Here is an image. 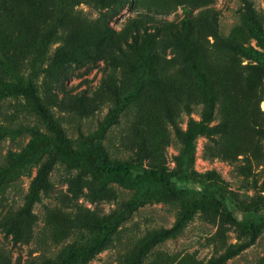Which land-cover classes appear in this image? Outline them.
Masks as SVG:
<instances>
[{"label":"rangeland","instance_id":"374dc122","mask_svg":"<svg viewBox=\"0 0 264 264\" xmlns=\"http://www.w3.org/2000/svg\"><path fill=\"white\" fill-rule=\"evenodd\" d=\"M32 70L86 159L62 154L26 95H0V168L11 172L0 180V264L60 262L123 210L136 189L105 178L94 148L170 170L193 123L196 180L185 184L212 193L185 227L152 241L182 208L158 192L78 264H264V0H0V78ZM250 219L256 242L226 258L249 239Z\"/></svg>","mask_w":264,"mask_h":264},{"label":"trees","instance_id":"16d2710c","mask_svg":"<svg viewBox=\"0 0 264 264\" xmlns=\"http://www.w3.org/2000/svg\"><path fill=\"white\" fill-rule=\"evenodd\" d=\"M192 29L193 28H191V30ZM36 78L37 73L34 70L26 75L19 76L15 82L11 83L5 82L0 78V95L21 93L30 98L37 113L54 134L58 147L61 148L62 154L66 158L73 159L74 163L84 162L86 154L82 152L79 153L68 145V138L64 129L56 121L53 113L38 93ZM199 131V124L193 123L189 126L185 146L177 158V165L170 170L160 168H140L130 162H112L108 158L105 150L102 148H94L92 152L96 154V158L100 165V171L103 176L107 179L118 181L127 187L135 188L136 191L124 204L122 211H115L108 215L109 217L102 224V228L97 237L91 240L88 244L82 245L73 250L67 257L62 258L60 262H53L52 264H78L80 260L90 258L95 253L101 251L109 243L112 234L116 231L117 225L124 219L126 214L128 215L130 212L137 209L144 202L146 197L153 196L161 191H166L174 198L180 199L182 201V208L176 223L169 228L156 232L152 241H162L176 236L185 227L187 221L201 204L204 197L209 196L212 193L211 190H209V186H207L202 192H191L187 188V184H185L188 181L196 180L193 161L196 149L195 139ZM10 174V169L0 168V180ZM44 180L45 175L43 173V168H41L32 182L30 201L25 205L20 214H26L28 218L33 217V214L30 211V206L32 202L40 199ZM247 224L251 230L249 239L229 250L226 254V258L239 254L256 242L259 235L258 225L254 219L248 220ZM224 261L225 258H221L220 256L215 260L214 264H223Z\"/></svg>","mask_w":264,"mask_h":264}]
</instances>
